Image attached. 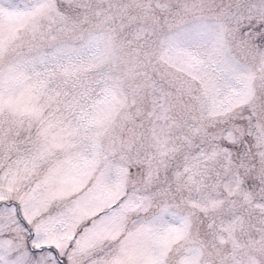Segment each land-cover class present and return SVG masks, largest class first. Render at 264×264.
Listing matches in <instances>:
<instances>
[{"label":"snow or ice","instance_id":"1","mask_svg":"<svg viewBox=\"0 0 264 264\" xmlns=\"http://www.w3.org/2000/svg\"><path fill=\"white\" fill-rule=\"evenodd\" d=\"M0 264H264V0H0Z\"/></svg>","mask_w":264,"mask_h":264}]
</instances>
